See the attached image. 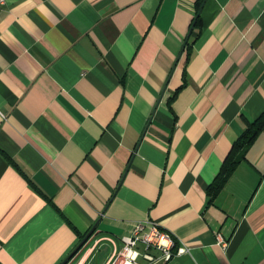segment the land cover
Returning <instances> with one entry per match:
<instances>
[{
    "label": "crops",
    "instance_id": "crops-1",
    "mask_svg": "<svg viewBox=\"0 0 264 264\" xmlns=\"http://www.w3.org/2000/svg\"><path fill=\"white\" fill-rule=\"evenodd\" d=\"M194 3L5 0L0 264H109L143 219L185 248L153 264H264V126L206 195L264 110V0L189 34Z\"/></svg>",
    "mask_w": 264,
    "mask_h": 264
},
{
    "label": "built area",
    "instance_id": "built-area-1",
    "mask_svg": "<svg viewBox=\"0 0 264 264\" xmlns=\"http://www.w3.org/2000/svg\"><path fill=\"white\" fill-rule=\"evenodd\" d=\"M4 3L5 0H0V10ZM215 234L216 243L221 248H225L227 239L219 231H216ZM121 239L123 244L119 250L113 252L109 264L165 262L174 252L181 253L185 250L184 247L180 246L173 251L176 242L175 237L154 219L136 220L129 233L123 235Z\"/></svg>",
    "mask_w": 264,
    "mask_h": 264
},
{
    "label": "trees",
    "instance_id": "trees-1",
    "mask_svg": "<svg viewBox=\"0 0 264 264\" xmlns=\"http://www.w3.org/2000/svg\"><path fill=\"white\" fill-rule=\"evenodd\" d=\"M203 0H195V11L190 22L189 34L194 27L200 26V10ZM264 126V110L248 122L241 134L233 141L229 151L225 155L222 164L214 179L206 187L207 200L212 202L219 191L222 189L228 176L234 171L237 164L245 157L246 148L253 141L256 135ZM176 246V242H175Z\"/></svg>",
    "mask_w": 264,
    "mask_h": 264
},
{
    "label": "water",
    "instance_id": "water-1",
    "mask_svg": "<svg viewBox=\"0 0 264 264\" xmlns=\"http://www.w3.org/2000/svg\"><path fill=\"white\" fill-rule=\"evenodd\" d=\"M190 28H192V26H191ZM91 232H92V229L89 230V231L85 234V236H84V237L81 239V241L79 242L78 246L81 245V243L84 241V239L87 238V237L91 234ZM78 246H77V247H78Z\"/></svg>",
    "mask_w": 264,
    "mask_h": 264
},
{
    "label": "rangeland",
    "instance_id": "rangeland-1",
    "mask_svg": "<svg viewBox=\"0 0 264 264\" xmlns=\"http://www.w3.org/2000/svg\"><path fill=\"white\" fill-rule=\"evenodd\" d=\"M177 247H180V246H178V245H177V242H176V246H175V248L173 249V251H175ZM182 247H183V246H182ZM175 253H176V252H174L173 254H175ZM173 254H172V255H173ZM176 254H177V253H176ZM166 261H167V260H166Z\"/></svg>",
    "mask_w": 264,
    "mask_h": 264
}]
</instances>
